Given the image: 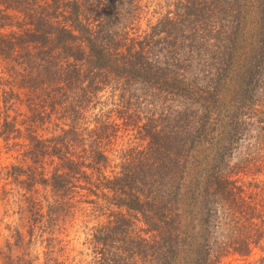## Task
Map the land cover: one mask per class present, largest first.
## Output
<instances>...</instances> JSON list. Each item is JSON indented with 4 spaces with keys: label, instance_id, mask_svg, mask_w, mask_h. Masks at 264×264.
Listing matches in <instances>:
<instances>
[{
    "label": "trees",
    "instance_id": "obj_1",
    "mask_svg": "<svg viewBox=\"0 0 264 264\" xmlns=\"http://www.w3.org/2000/svg\"><path fill=\"white\" fill-rule=\"evenodd\" d=\"M0 58V154L21 157L0 168V201L30 236L12 232L9 264H39L28 244L46 235L43 264H72L77 217L83 264L264 251V188L247 181L264 0H0Z\"/></svg>",
    "mask_w": 264,
    "mask_h": 264
},
{
    "label": "rangeland",
    "instance_id": "obj_2",
    "mask_svg": "<svg viewBox=\"0 0 264 264\" xmlns=\"http://www.w3.org/2000/svg\"><path fill=\"white\" fill-rule=\"evenodd\" d=\"M2 68L3 62L0 58V71ZM257 105L258 110L264 112V96L262 97L261 102ZM253 133L259 135L263 132L256 130ZM255 139L256 138H251L250 140L242 142L239 153L243 155L244 153L249 152V144L253 143V145H257V140ZM263 143L264 139L262 144ZM252 151L257 152V160L260 161L259 170L254 174V177H248L247 181L249 183L252 182L250 188H255V190L259 191L262 189L261 187L264 188V147ZM20 162L21 157L17 151L7 149L2 150L0 154V168L19 164ZM83 221L82 217H77L73 226L70 225L68 231L61 236L65 241L63 247L66 256H70V261L74 259L72 264H83V254L81 253H83V242L86 238V228L84 227ZM16 230H20L27 236V240H30V236H28L29 223L27 220L21 219L20 215L16 213L14 205L8 206L5 204V201H0V264H9L12 262L13 258L21 253L18 248L11 247V244L15 242L12 238V232ZM47 237L48 235L44 237H35L33 242L28 244L30 255L34 258L38 257L39 264H43L47 258L46 253L49 251L48 241L46 240ZM263 257L264 251L260 247H257L254 249L250 257L231 255L224 260L223 264H264Z\"/></svg>",
    "mask_w": 264,
    "mask_h": 264
}]
</instances>
